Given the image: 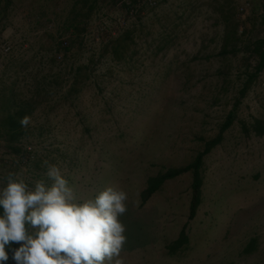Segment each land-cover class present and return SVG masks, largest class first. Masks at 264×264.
I'll return each mask as SVG.
<instances>
[{
  "label": "rangeland",
  "instance_id": "374dc122",
  "mask_svg": "<svg viewBox=\"0 0 264 264\" xmlns=\"http://www.w3.org/2000/svg\"><path fill=\"white\" fill-rule=\"evenodd\" d=\"M247 1L250 10L238 16L237 6ZM157 2L137 18L133 11L129 18L121 16L120 4H104L100 13L90 15L79 64L93 56L98 60L100 37L107 40L110 31L128 26H137L140 35L137 56L122 63L98 60L95 78L102 88L83 87L75 110L85 115L81 125L65 131L63 111L51 103L44 117L39 104L17 145L21 153L0 138V187L8 172H20L29 182L47 181L42 166L47 159L60 165L79 196L93 197L107 186L127 193L128 211L120 217L127 237L119 257L123 264H264V137H248L241 128L242 122L264 119V70L242 100L239 122L205 158L204 201L189 226V246L169 254L188 221L190 174L166 182L144 206L141 199L149 178L189 165L203 148L201 139L218 134L239 97L247 66L256 64L243 47L261 37L264 0ZM13 4L10 12L0 13L1 105L9 99L28 102L37 83L51 73L41 68L51 59L53 43L70 42L59 28L73 16L75 0ZM156 16L180 19L162 52L157 51L164 43L159 35L170 23H157ZM241 27L246 34L239 33ZM226 47L237 52L222 56ZM19 65L34 69L18 74ZM4 116L0 111V120ZM86 124L90 132L83 131ZM251 239H257V250L244 255ZM6 251L7 264H15Z\"/></svg>",
  "mask_w": 264,
  "mask_h": 264
},
{
  "label": "clouds",
  "instance_id": "9594fccd",
  "mask_svg": "<svg viewBox=\"0 0 264 264\" xmlns=\"http://www.w3.org/2000/svg\"><path fill=\"white\" fill-rule=\"evenodd\" d=\"M20 124L31 123L25 115ZM45 179L27 181L8 172L0 187V264H123L127 243L120 217L128 211L127 193L107 186L84 198L59 164L45 159ZM13 244L19 247L13 248Z\"/></svg>",
  "mask_w": 264,
  "mask_h": 264
},
{
  "label": "trees",
  "instance_id": "16d2710c",
  "mask_svg": "<svg viewBox=\"0 0 264 264\" xmlns=\"http://www.w3.org/2000/svg\"><path fill=\"white\" fill-rule=\"evenodd\" d=\"M14 0H0L5 2L4 10L7 11L9 6H12ZM108 0H75V4L71 13L73 16L67 18L66 21L59 28L60 36L69 35L70 42H59L58 44H52L48 48V53L51 55L48 65H81L77 62V58L83 49L85 36L87 32L88 22L90 15L94 12L100 13V8L107 4ZM155 3V5H152ZM120 4L121 16L127 18L130 17L133 11L137 18V13H141L146 6H158L157 0H128L126 3L124 0H109L108 6H118ZM98 13V14H99ZM143 13V12H142ZM139 17V16H138ZM49 22H52L49 20ZM137 26H128L123 29H116V32L105 40L104 37H100L102 41V47L100 48L99 61L105 57H108L111 62L122 63L133 60L138 54L137 38L140 35L137 34L135 29ZM172 33L163 34L161 37L164 40L161 46L157 48V51L162 52L167 49V38ZM243 51L246 56L256 58L255 66L248 65L246 68V79L241 89L239 90V97L235 100L232 109L225 117L224 122L220 126L218 134L210 139H201L203 145L202 150L196 155L194 160L187 166L178 168H169L164 173H160L155 177L148 179L146 189L141 193L142 205L144 206L151 197L157 193L168 181L178 179L179 177L190 174L191 181V199L189 205L188 221L180 232L179 237L169 247L170 256L177 255L183 248L189 246L190 235L189 226L198 215V212L203 205L204 201V162L205 158L209 156L218 146H220L224 140L225 135L229 132L237 122H239V114L241 110L242 100L246 97L252 86L257 82L261 73L264 70V37L256 42L249 43L243 47ZM237 49L233 50L225 48L222 51V56H227L231 53H236ZM63 53V56L60 54ZM58 59H61V63H58ZM98 60L95 56L88 59V63L84 65H97ZM88 78V71L83 67L77 70L76 79L81 81ZM51 84H56L55 80H52ZM48 89V88H47ZM46 88L43 89L44 95H49V91ZM46 90V91H45ZM43 93H39L38 96H43ZM7 100V99H6ZM39 102L35 101H21L18 102L15 99H9L8 103L0 104V111L3 110L5 116L0 120V138L6 141L7 147L10 150H14L16 153H21V149L17 148V145L22 141L26 135L25 127L20 124V120L25 116H30L32 111L39 105ZM241 128L246 136H254L257 138L264 137V119L254 118L250 123L242 122ZM3 209L0 208V215H2ZM17 244H13L12 247L16 248ZM257 250V239H251L246 248L243 250L244 255L253 254Z\"/></svg>",
  "mask_w": 264,
  "mask_h": 264
},
{
  "label": "crops",
  "instance_id": "0c3cea01",
  "mask_svg": "<svg viewBox=\"0 0 264 264\" xmlns=\"http://www.w3.org/2000/svg\"><path fill=\"white\" fill-rule=\"evenodd\" d=\"M124 1L128 3V0H124ZM165 2H167V0H165ZM168 3L170 2L168 1ZM13 5L14 4L12 3V6H9V8L7 9L8 12L11 11L10 9L11 7H13ZM175 5L177 6V4L170 5L171 11L174 10ZM4 6H5V2L3 3L0 2V13L6 12L4 10L5 8ZM157 16L156 18H153L157 23H163L164 20L170 23L168 27V31L167 29H164V32H162L161 30L160 32L162 33L159 36L166 34L165 32L170 33L171 31H173L174 27L178 25V21H180V19L179 20L176 19L177 17L167 19L166 16L164 17H157ZM80 67H83L84 69L88 71V78L81 80V81L80 80L77 81L76 79L77 70ZM23 68L24 67H21V65L18 66V69H19L18 74L24 73L25 70L27 71V70L34 69L31 67H28L25 69ZM36 69L38 70V67H36ZM41 69L48 70V71L50 70L51 73H49L48 75H45L44 79L40 80V82L37 83V86H35L34 93L31 95V100L29 101H35L41 104V107L43 108L42 111H44L43 112L44 117L47 114H49L50 111H52L53 109L52 106H54L55 104L56 109L63 111L61 125H63V127L66 128V130L64 129L65 131L69 132L70 130H67V128L75 127L78 124L81 125L82 123H84L85 115H82V112H78L75 110H76L77 102L80 99L79 95L81 91L83 90V87L85 86L89 87L93 85L96 89L98 88V86L102 88L95 78V74L97 73L96 71L98 70V67L96 65H56L55 67H52L50 65H46V66L44 65V67ZM49 79H50V82H48ZM52 80H55L56 84H51ZM48 87L51 90V93H49L50 95H44L45 93H43L42 91L43 89L45 88L47 89ZM40 92L43 93V96L41 95V97L38 96ZM23 100L25 101V99ZM51 103H53L52 106H51ZM70 116H73V117L71 118ZM74 119L77 120L75 123H73ZM42 128H46V126H43ZM83 131L90 132L89 125L86 124L85 129Z\"/></svg>",
  "mask_w": 264,
  "mask_h": 264
},
{
  "label": "built area",
  "instance_id": "2783aa9c",
  "mask_svg": "<svg viewBox=\"0 0 264 264\" xmlns=\"http://www.w3.org/2000/svg\"><path fill=\"white\" fill-rule=\"evenodd\" d=\"M152 5H155V3H152ZM251 6H252V4L250 3V2H241L238 6H237V14H238V16H244V15H246L247 14V12L250 10V8H251ZM263 16H264V12H263ZM239 33L240 34H246L245 33V29L243 28V27H241L240 29H239ZM248 36V35H247ZM264 37V29H263V31L261 32V37L258 39V40H260V39H262ZM258 40H256V41H258ZM256 41H254V42H256ZM254 42H252V44L254 43ZM10 50H11V47L10 46H7L6 47V49H5V52H10Z\"/></svg>",
  "mask_w": 264,
  "mask_h": 264
}]
</instances>
